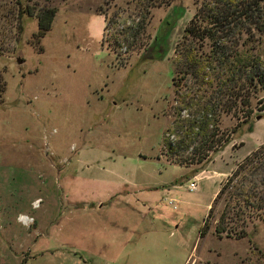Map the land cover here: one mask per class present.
<instances>
[{
	"label": "rangeland",
	"instance_id": "1",
	"mask_svg": "<svg viewBox=\"0 0 264 264\" xmlns=\"http://www.w3.org/2000/svg\"><path fill=\"white\" fill-rule=\"evenodd\" d=\"M201 1L0 0V264H264V222L217 236L224 195L211 204L264 143L256 100L235 134L221 115L228 143L206 161L167 146L183 136L168 132L182 107L172 62ZM44 8L55 15L35 43Z\"/></svg>",
	"mask_w": 264,
	"mask_h": 264
},
{
	"label": "trees",
	"instance_id": "2",
	"mask_svg": "<svg viewBox=\"0 0 264 264\" xmlns=\"http://www.w3.org/2000/svg\"><path fill=\"white\" fill-rule=\"evenodd\" d=\"M149 1L144 0V4ZM22 14L32 16L28 9L18 10V24ZM54 15V8H44L35 15V43L50 29ZM167 28L163 24L160 29ZM117 38L111 50L125 55L117 52ZM158 39L162 34L155 35L154 40ZM203 47L206 51L200 53ZM176 52L171 85L182 107L168 132L183 128V136L173 148L169 143L167 146L169 151L189 148L190 162L201 163L228 143L219 132L221 115L232 114L237 119L231 132L235 134L249 122L253 100L264 110V0H202L184 28ZM183 88L188 92H181ZM187 109L191 110L189 117L181 118ZM223 195L225 207L213 230L217 236L232 233L244 237V221L264 222V143L235 165L211 204ZM228 213L241 224L239 231L223 226ZM208 228L209 224H204L199 234L204 235Z\"/></svg>",
	"mask_w": 264,
	"mask_h": 264
},
{
	"label": "built area",
	"instance_id": "3",
	"mask_svg": "<svg viewBox=\"0 0 264 264\" xmlns=\"http://www.w3.org/2000/svg\"><path fill=\"white\" fill-rule=\"evenodd\" d=\"M195 188H196V181H192V182H190L189 185H188V190H189V191H193ZM167 203H168L169 205L175 207L173 201H171V200H167Z\"/></svg>",
	"mask_w": 264,
	"mask_h": 264
},
{
	"label": "water",
	"instance_id": "4",
	"mask_svg": "<svg viewBox=\"0 0 264 264\" xmlns=\"http://www.w3.org/2000/svg\"><path fill=\"white\" fill-rule=\"evenodd\" d=\"M16 62H17V63H20V62H21V60H20L19 58H17V59H16Z\"/></svg>",
	"mask_w": 264,
	"mask_h": 264
}]
</instances>
